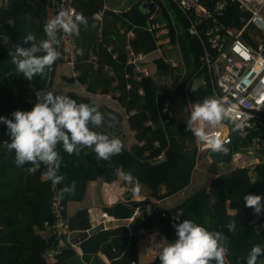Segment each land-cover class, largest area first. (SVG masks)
<instances>
[{
    "label": "trees",
    "instance_id": "obj_1",
    "mask_svg": "<svg viewBox=\"0 0 264 264\" xmlns=\"http://www.w3.org/2000/svg\"><path fill=\"white\" fill-rule=\"evenodd\" d=\"M143 1L131 0L128 7L117 11L106 7L105 0L0 1V115L10 117L16 109H30L36 102L38 90H52L54 67L64 54L61 43L58 46L60 57L43 76L37 75L31 81L17 74L9 53L17 46L30 45L31 42L25 40L29 32L38 39L45 38V19L51 18L61 7L67 10L72 5L76 13L88 18V24L79 25L75 34L76 40L79 39L78 46H81L73 64L77 74L65 76V80L84 85L92 94H112L128 115V125L135 131L137 140L130 148L122 143L123 150L108 160H97L92 147L85 146L79 154H69L58 143L57 149L62 157L59 173L64 179L57 190H53L51 181L44 179L46 166L43 163L33 174L16 165L14 150L6 147V141L10 140L7 126L0 122L1 264L6 261L9 245L15 241L25 243L26 264H133L138 253L139 262L136 264H160L158 255L143 260L150 241L149 235H143L139 252V231L147 229L149 222L161 231L162 243L171 242L176 239L174 223L179 222L176 216L224 232L228 238L225 264H245L247 253L254 244L264 246V211L255 212L253 207L245 205L243 199L246 193L264 196V147L256 145L264 132V122L257 121L245 129H235L234 122L224 121L229 126L233 158L255 151L259 160L253 166H235L221 172V165L211 162L208 165L211 173L208 186L195 190L172 207L135 217L129 226L120 223L94 233L78 244L82 254L70 242L58 245L53 232L45 228L46 222L53 223L57 219L52 206L55 194L60 195L64 206L61 215L76 234L92 227L91 214L84 207L68 216L67 206L70 201L85 198L89 181L102 177L106 182H113L119 173L124 175L131 171L138 177L140 186L149 189V197L161 199L185 189L192 182L198 159L203 153L208 154L207 150L198 148V138L187 130L189 113L181 116L174 111L165 125L158 101V94L164 87L154 76L142 74L128 61L130 51L145 55L157 51L161 37H168L173 45L180 44L185 71L175 73L178 80L176 92L192 104L206 97L215 98L214 79L202 60L204 45L189 31L190 19L174 0H148L146 8L141 6ZM216 1L201 0L207 7H212ZM99 13L100 18L96 16ZM242 16L247 18L248 13L241 11L237 1L227 0L220 21L227 27L241 28ZM156 22L165 23L168 31L156 36L157 30L148 29L149 23ZM58 36L61 40L62 33ZM242 38L253 43L247 33ZM211 51L216 55V49ZM154 63L159 75L173 74L176 69L164 55L156 57ZM197 79H201V83L195 86ZM65 95L72 96L77 102L94 104L89 96L76 91ZM260 114L264 116V113ZM96 130L115 136L103 124ZM161 154L163 157L156 160ZM73 181L74 191L62 192L64 185ZM128 187L131 189L129 184ZM163 187L165 192H162ZM150 201L148 197L132 200L128 193L126 200L103 205V210L119 220L129 219L136 206ZM233 220L236 222L234 232L226 227ZM51 251L55 253L50 255ZM99 253L104 254L109 262L105 263ZM257 264H264V255L258 257Z\"/></svg>",
    "mask_w": 264,
    "mask_h": 264
},
{
    "label": "clouds",
    "instance_id": "obj_2",
    "mask_svg": "<svg viewBox=\"0 0 264 264\" xmlns=\"http://www.w3.org/2000/svg\"><path fill=\"white\" fill-rule=\"evenodd\" d=\"M88 18L82 13H73L61 7L57 13L46 18L43 24L45 38L38 39L34 33H27V47L17 46L10 51L17 74L29 81L37 75L43 76L46 69L60 57L58 46L61 40L58 33L71 34L79 30V25H87ZM111 119L115 121V116ZM233 119L230 110L222 101L206 97L192 103L187 121V130L207 144L213 151H222L220 138L210 134L209 128ZM105 120V114L96 104L77 102L72 96L40 89L36 92V102L30 109H16L10 117L0 115V122L7 126L10 137L6 147L14 150L17 166L25 167L29 174L35 173L41 163L47 166V176L53 183H60L64 177L59 173L62 159L57 144H62L69 154H79L82 147L93 148L97 160H108L123 150L119 137L109 136L96 130ZM234 122L240 129L242 123ZM125 181L133 192L140 189V181L131 171L124 173ZM75 182L64 185L62 192H72ZM246 206L259 213L264 210V196L246 193L243 195ZM176 239L164 242L157 251L160 264H225L227 236L220 230H210L189 218H175ZM229 231L236 230V222L230 221ZM264 255V246L254 244L247 253L245 264H257Z\"/></svg>",
    "mask_w": 264,
    "mask_h": 264
},
{
    "label": "built area",
    "instance_id": "obj_3",
    "mask_svg": "<svg viewBox=\"0 0 264 264\" xmlns=\"http://www.w3.org/2000/svg\"><path fill=\"white\" fill-rule=\"evenodd\" d=\"M178 7L185 12L190 19L189 31L197 35L204 45L203 63L206 65L210 76L214 79L215 98L222 101L229 108L230 121L242 123V129L252 126L254 121L264 122V0H234L239 3L241 11L248 13V17H241L243 25L241 28L227 27L220 21L227 8V0H217L212 7H207L201 0H174ZM106 6V5H105ZM67 10L75 12V8L69 5ZM101 17V14H97ZM154 15L151 16L153 18ZM165 28V23H149L148 29L157 30L156 33ZM77 32V31H76ZM62 33L61 49L63 57L69 63L74 64L76 52L78 53V40L75 34ZM247 33L253 43L242 38ZM132 35V33H130ZM206 44V45H205ZM216 49L213 55L211 49ZM60 51V50H59ZM146 58L145 54L130 51L128 61L135 65V69L144 75H150L146 68H140V63ZM175 65L174 63H172ZM210 134L215 135L222 141L223 147L231 142L229 126L222 122L220 125L209 128ZM200 150H212L207 144L198 141ZM163 155L157 156L159 160ZM46 166V165H45ZM45 180H50L52 189L57 190L59 183H53L47 176V166L44 174ZM106 193L111 195V185L104 187ZM123 200H126V196ZM115 200H112L114 202ZM52 206L57 214L53 223L46 222L45 228L53 232L58 245L64 246L71 243L74 231L69 229L67 219L61 215L63 204L61 197L55 194L52 199ZM93 209L89 212L93 215ZM157 212L152 203L141 204L135 207L133 216L125 220L129 226L135 217H144ZM164 214V213H163ZM94 216V215H93ZM100 216V217H99ZM108 216L106 213L96 215L92 226L100 222L107 225ZM79 233V232H78ZM77 234V233H76ZM52 255L55 252H51ZM109 262V261H108ZM105 262V263H108ZM85 264H93L88 262Z\"/></svg>",
    "mask_w": 264,
    "mask_h": 264
},
{
    "label": "rangeland",
    "instance_id": "obj_4",
    "mask_svg": "<svg viewBox=\"0 0 264 264\" xmlns=\"http://www.w3.org/2000/svg\"><path fill=\"white\" fill-rule=\"evenodd\" d=\"M130 3L131 0H105V4L107 6L116 9H123L125 7H128ZM141 6L143 8H146L147 3L143 1L141 3ZM163 32H166V29H164ZM159 44H161V46L157 49V51L146 55V58H144V60L140 63V68H146L147 71L150 74H152V76H154L156 81L159 82L164 87L158 94V101H159V108L166 125L167 118H169L168 116H170L174 111H176L181 116H184L188 113L190 114L192 104L188 103L181 96L180 93L176 92V88L178 86V80L176 78L175 73L185 71V66L182 63L183 59H182L180 44L173 45L169 43V38L166 37L161 38ZM162 55L166 57L168 62L175 64L176 69L173 70L174 71L173 74L169 73V74L159 75L156 73V65L154 63V59ZM65 76L66 75H62L58 79L59 85H56L57 88H61V86L65 84L68 85L67 81L65 80ZM199 83H200V79H197L194 85L196 86ZM92 100L96 105L99 106V110L105 114V120L102 122V124L106 127V129H108L116 137H119L121 141L128 148H130L133 144H135L136 138L128 127V121H127L128 115L125 113V111L118 103V101L114 99L110 94H101V93L94 94L92 96ZM112 116H115L116 118L115 121L111 119ZM125 131L127 132L125 133L126 136L122 135V132L124 133ZM261 134H262L261 138L256 145L260 148H263L264 132H262ZM122 137H124V140H122ZM215 154L216 151L208 150V154L203 153L200 156L193 173L191 184L188 185L183 190V192L178 196L183 195V193L189 195L193 193L195 190L203 186L209 185L211 180V173L208 171V165L211 162H213L211 156ZM256 157H257V153L255 151L245 152L237 156L236 157L237 159L233 158L232 162L220 164L221 165L220 171L226 172L231 167L241 166V165L253 166L256 163ZM138 193L142 195V198L148 197L149 200H151L150 202L153 204V206L156 208L157 211L161 209H166L168 208L167 206L171 204V203L170 204L166 203L164 201L157 202V199L153 197H149V189L145 186H140ZM92 211H93V215H95L96 210L93 209ZM146 226L148 228L144 229V232L142 231L138 235L139 252H140V240L143 235L157 234L156 238L158 240H161L163 238L161 231L156 226L152 225L149 222L146 224ZM24 246H25L24 242L21 243L19 241H15V243H11L9 245L7 254L5 255L6 261L4 264H26ZM138 259H139V253H138Z\"/></svg>",
    "mask_w": 264,
    "mask_h": 264
},
{
    "label": "crops",
    "instance_id": "obj_5",
    "mask_svg": "<svg viewBox=\"0 0 264 264\" xmlns=\"http://www.w3.org/2000/svg\"><path fill=\"white\" fill-rule=\"evenodd\" d=\"M145 2L148 5V0L147 1L145 0ZM106 7H110V6L106 5ZM113 9L116 11L121 10V9H116V8H113ZM164 29H166V32L168 31V29L166 27ZM164 29L159 31L158 33H156V36H161L162 34H165L166 32H163ZM129 35L132 36L133 33H132V35L129 33ZM161 38H163V37H161ZM161 38L159 39L158 43L161 41ZM166 38H168V37H166ZM65 59L66 58L63 57V59L58 61L56 66L54 67L55 75H54L53 81H52V86H51L52 90H54L56 92H60L62 94H66L69 91H76L77 93L84 94L86 96H89L92 99V96L94 94L89 93L86 90L85 86L78 83V82H68L67 81L68 85L65 84V85H62L61 88H57L56 85H59L58 79L62 75H66V76L70 77V76H75L77 74L73 70L72 64L67 61L68 59L67 60H65ZM150 75H152V74H150ZM200 83H201V79H200ZM96 94H99V93H96ZM116 94H117V92H116ZM110 95H112V94H110ZM128 127H129V125H128ZM129 129H130V127H129ZM130 130L133 133V135L135 136V131H133L132 129H130ZM125 133H127V132L126 131L124 133L122 132V135L126 136ZM122 140H124V137H122ZM198 141H199V138H198ZM135 142H137V140ZM258 160H259L258 157H256V162H258ZM241 166H244V165H241ZM108 185L109 186L111 185V187L113 189L111 195H108L104 189V187L108 186ZM163 189H164V191H163ZM183 190H181V191H179L173 195H169V196H166L164 198L157 199V202L164 201V202L169 203V204L171 203L167 207H172V206L178 204L179 202H181L187 196L186 193H183V195L178 196L179 194H181L183 192ZM165 191H166V189H165V187H163L162 192H165ZM128 193H130L132 200H144V198H145V197L142 198V195H140L138 193V191L133 192L128 187V183L125 181L124 175H122L121 173H119L118 179H116L113 182H106L102 177H100L99 179H97L95 181H89L88 185H87V192H86L85 198L81 201H70L68 203V206H67L68 216H72L81 208H84V207H87L88 209L92 208V209L96 210V213L94 216L91 213V221H93V219H94V217H96V215H98V214L101 215L102 213H106L108 216L106 228L115 227L118 224H120L121 222L124 223L126 219H120L119 220V219L115 218L113 215H109L107 212H105L103 210V205H109V206L113 205L116 202L123 200L125 196L127 197ZM112 200H115V201L112 202ZM173 201H175V202H173ZM149 203H151V202H149ZM142 231L144 232V229H141L139 231V233ZM156 236H157V234H151L148 236L150 242L145 248L146 254L143 258L144 261H146V260L148 261L157 255L158 248L162 244V241L164 238H162L161 240H158L156 238ZM75 248L79 254H82V249L78 246V244L75 246ZM51 252H50V255H52ZM99 254L103 258L104 262L109 261L108 258L104 254H102V253H99ZM138 262H139V259L137 257V261L134 262L133 264H136Z\"/></svg>",
    "mask_w": 264,
    "mask_h": 264
},
{
    "label": "water",
    "instance_id": "obj_6",
    "mask_svg": "<svg viewBox=\"0 0 264 264\" xmlns=\"http://www.w3.org/2000/svg\"><path fill=\"white\" fill-rule=\"evenodd\" d=\"M80 50H81V46L78 47V53L80 52ZM211 158H212L213 162H216L217 164L232 162L233 161V147H232V145L229 144V145L223 147L222 151H216V154L212 155ZM121 223H123V222H121ZM102 229H106L104 222H100V223L96 224L95 226H92L88 230H84V231H81V232L75 234L74 237L72 238L71 242L73 244L77 245V244L81 243L82 241L88 239L94 233H96Z\"/></svg>",
    "mask_w": 264,
    "mask_h": 264
}]
</instances>
